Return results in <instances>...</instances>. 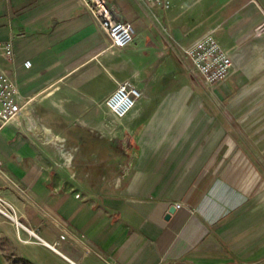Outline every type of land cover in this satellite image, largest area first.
Returning <instances> with one entry per match:
<instances>
[{"label": "crops", "instance_id": "1", "mask_svg": "<svg viewBox=\"0 0 264 264\" xmlns=\"http://www.w3.org/2000/svg\"><path fill=\"white\" fill-rule=\"evenodd\" d=\"M108 1L135 27L128 48L81 0H0V69L23 105L0 130V196L46 242L0 212V264H264V153L236 150L235 110L167 91L208 31L233 59L228 93L238 69L263 72L264 0ZM161 50L179 73L113 118L106 96Z\"/></svg>", "mask_w": 264, "mask_h": 264}, {"label": "built area", "instance_id": "2", "mask_svg": "<svg viewBox=\"0 0 264 264\" xmlns=\"http://www.w3.org/2000/svg\"><path fill=\"white\" fill-rule=\"evenodd\" d=\"M149 9L170 8L172 0H139ZM85 8L91 13L98 27L106 34L110 47L125 49L135 41L136 30L133 23L119 16L118 8L108 0H81ZM7 57L14 55L10 43L4 45ZM185 59L193 72L199 74L209 86H217L225 81L232 72L233 59L224 49L213 31H208L193 43L182 46ZM31 62L27 60L26 66ZM180 63L176 59H169L164 51H159L152 60L142 66L133 67L126 73L124 80L118 83L113 92L104 99V104L113 118H125L143 98H154L179 73ZM18 86L0 69V130L14 120L22 111L23 105L19 101ZM27 102V101H25ZM1 165V162H0ZM175 208L187 207L184 202H176ZM0 212L15 220L18 227H25L39 241L46 243L34 230L20 222L0 196ZM65 239V235L61 236ZM53 249L59 251L55 246Z\"/></svg>", "mask_w": 264, "mask_h": 264}, {"label": "rangeland", "instance_id": "3", "mask_svg": "<svg viewBox=\"0 0 264 264\" xmlns=\"http://www.w3.org/2000/svg\"><path fill=\"white\" fill-rule=\"evenodd\" d=\"M135 1L131 0L133 4ZM156 27L163 28V21L157 16L153 17ZM251 70L238 69L236 72V84L232 87L231 93L226 91V79L217 86L207 85L196 72L189 67L184 68L182 72L170 84L169 90H179L186 85L192 95L188 104H193L195 109L219 108L222 110H235L236 116L230 118L232 125L236 127L235 137L230 135V140L236 143V150L242 148L248 141L253 157H257L253 152H259L261 155L262 146H264V71L257 72L254 68L253 75ZM250 74V75H248ZM127 123L120 126L124 128ZM247 126V128H243ZM125 135V134H124ZM124 141H129L130 136L125 135ZM229 139L228 136L226 140ZM246 148V149H247ZM262 157V156H260Z\"/></svg>", "mask_w": 264, "mask_h": 264}, {"label": "water", "instance_id": "4", "mask_svg": "<svg viewBox=\"0 0 264 264\" xmlns=\"http://www.w3.org/2000/svg\"><path fill=\"white\" fill-rule=\"evenodd\" d=\"M175 210V206H172L171 209H170V214Z\"/></svg>", "mask_w": 264, "mask_h": 264}]
</instances>
